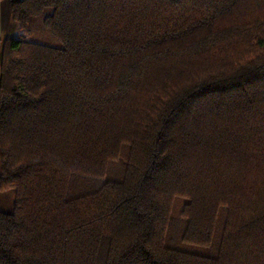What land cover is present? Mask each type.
<instances>
[{
    "label": "trees",
    "instance_id": "obj_1",
    "mask_svg": "<svg viewBox=\"0 0 264 264\" xmlns=\"http://www.w3.org/2000/svg\"><path fill=\"white\" fill-rule=\"evenodd\" d=\"M47 7L61 47L0 44V264H264V0Z\"/></svg>",
    "mask_w": 264,
    "mask_h": 264
},
{
    "label": "rangeland",
    "instance_id": "obj_2",
    "mask_svg": "<svg viewBox=\"0 0 264 264\" xmlns=\"http://www.w3.org/2000/svg\"><path fill=\"white\" fill-rule=\"evenodd\" d=\"M1 1L3 0H0V2ZM50 11L51 9L47 7L43 10V12L40 15L32 16L28 21L27 28L23 30L18 28V24L15 21H12V24L6 27L3 38H15L19 35H22L28 41L61 47L62 46L61 42L42 24V18L45 15L49 14ZM122 162L123 163L125 162L124 156L121 157L120 163ZM13 201H14V192L12 189L0 190V210L10 211L13 206ZM183 202L184 200L182 201L177 200L172 211L173 217H176L178 215V210L182 206ZM221 221H222V216H220L219 221L217 223L216 236L211 246L199 247L194 245H184L181 241L177 240L176 228L170 229V233H169L170 240H168V244L180 249H185L193 252H198L200 254L214 256L216 255L218 249V244H219L218 236L221 231Z\"/></svg>",
    "mask_w": 264,
    "mask_h": 264
},
{
    "label": "crops",
    "instance_id": "obj_3",
    "mask_svg": "<svg viewBox=\"0 0 264 264\" xmlns=\"http://www.w3.org/2000/svg\"><path fill=\"white\" fill-rule=\"evenodd\" d=\"M8 2L9 0H3L0 2V44L3 39L6 27L11 25L13 21L10 17ZM18 28H20L19 25Z\"/></svg>",
    "mask_w": 264,
    "mask_h": 264
}]
</instances>
